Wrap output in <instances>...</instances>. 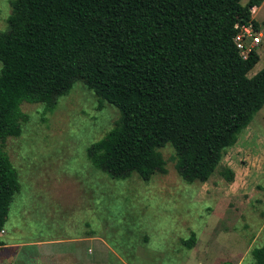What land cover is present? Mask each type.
<instances>
[{
  "label": "trees",
  "instance_id": "trees-1",
  "mask_svg": "<svg viewBox=\"0 0 264 264\" xmlns=\"http://www.w3.org/2000/svg\"><path fill=\"white\" fill-rule=\"evenodd\" d=\"M241 1L14 0L0 34V141L20 135V103L49 101L81 81L99 106L120 113L86 151L96 170L149 181L165 172L158 149L169 142L183 179L207 182L264 106V67L248 77L259 55L243 60L234 41L241 26L260 30L252 10L264 0ZM19 191L0 151V234ZM195 240L192 233L183 245ZM251 256L264 264V247Z\"/></svg>",
  "mask_w": 264,
  "mask_h": 264
},
{
  "label": "rangeland",
  "instance_id": "rangeland-1",
  "mask_svg": "<svg viewBox=\"0 0 264 264\" xmlns=\"http://www.w3.org/2000/svg\"><path fill=\"white\" fill-rule=\"evenodd\" d=\"M13 1L0 0V34L9 30ZM252 18L261 44L248 77L264 67V1ZM99 105L81 81L49 101L20 103V135L0 141L20 185L0 234L10 247L0 248V264H254L251 251L264 247V106L209 180L188 183L169 142L158 149L165 172L149 181L96 170L86 151L120 116ZM192 233L188 250L183 242ZM78 239L87 241L70 242ZM38 242L49 247L32 245ZM77 245L87 260L75 257Z\"/></svg>",
  "mask_w": 264,
  "mask_h": 264
},
{
  "label": "built area",
  "instance_id": "built-area-1",
  "mask_svg": "<svg viewBox=\"0 0 264 264\" xmlns=\"http://www.w3.org/2000/svg\"><path fill=\"white\" fill-rule=\"evenodd\" d=\"M235 45L243 60H245L251 51H256V48L261 44V34L255 31L252 24L244 25L239 28L236 35Z\"/></svg>",
  "mask_w": 264,
  "mask_h": 264
},
{
  "label": "crops",
  "instance_id": "crops-1",
  "mask_svg": "<svg viewBox=\"0 0 264 264\" xmlns=\"http://www.w3.org/2000/svg\"><path fill=\"white\" fill-rule=\"evenodd\" d=\"M257 8H254L252 10V12H254ZM2 234V233H1ZM88 239H91V238H88ZM84 241H87V239H78V240H73V241H70V242H76L77 244L81 243V242H84ZM33 246H35L36 248H39L40 250H43L47 247H49V244L46 243V242H38V243H34L32 244ZM3 248H10L8 245L7 246H4ZM87 252H91V249H87ZM75 257L79 259L81 258H84V260H87L84 253H83V249L82 247H80L79 245H77V247H75ZM78 264L82 263V262H77ZM93 264V263H91Z\"/></svg>",
  "mask_w": 264,
  "mask_h": 264
}]
</instances>
